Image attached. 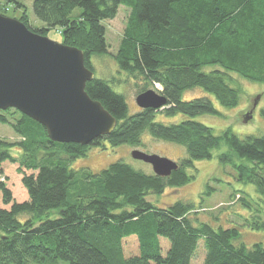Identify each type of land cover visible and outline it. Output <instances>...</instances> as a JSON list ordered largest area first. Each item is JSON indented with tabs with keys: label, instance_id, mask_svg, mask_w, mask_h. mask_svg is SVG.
<instances>
[{
	"label": "trees",
	"instance_id": "trees-1",
	"mask_svg": "<svg viewBox=\"0 0 264 264\" xmlns=\"http://www.w3.org/2000/svg\"><path fill=\"white\" fill-rule=\"evenodd\" d=\"M121 6L129 13L114 55L117 67L127 82L133 80L138 94L162 85L168 103L163 110L140 108L131 114L125 96L111 85L116 78L95 77L86 91L117 125L85 146L52 141L31 117L16 108L0 109V124L19 137L14 142L0 137V175L5 162L16 163L29 195L17 202L0 179V201L9 205H0V264L29 259L40 264H191L200 241L204 264H264V244L248 246L237 226L215 227L194 218L199 210L189 201L157 205L149 199L190 183L194 162L211 159L223 145L228 151L219 154L220 162L232 165L239 181L256 185L264 196V135L240 137L230 128L216 134L196 119L220 114L213 101L183 99L184 92L202 88L223 106L237 107L242 89L233 74L264 82V0H35L34 14L45 26H34L26 13L19 19L44 36L60 28L62 43L83 50L86 66L95 72L92 57L110 51L105 21L116 18ZM157 113L186 118L166 123L156 120ZM146 131L186 148L188 157L171 175L146 174L124 161L99 173L70 167L105 142L142 146ZM236 199L251 211L245 225L264 229V206L255 207L247 193ZM130 237H136L139 252L127 256L124 242ZM162 238L170 242L165 254Z\"/></svg>",
	"mask_w": 264,
	"mask_h": 264
},
{
	"label": "rangeland",
	"instance_id": "rangeland-1",
	"mask_svg": "<svg viewBox=\"0 0 264 264\" xmlns=\"http://www.w3.org/2000/svg\"><path fill=\"white\" fill-rule=\"evenodd\" d=\"M16 1L22 3L24 7H17ZM34 1L0 0V8H2V14L18 19L22 13H26L34 26H45V23L37 19L34 14ZM77 11L79 12L81 10L78 9ZM128 13V8L121 6L116 18L105 21L110 51L103 56H93L92 62L95 68V77L104 78L110 80V82L113 78H116L115 83H111L113 89L125 96L130 113L135 114L140 110L136 102L138 88L133 84V80L128 82L125 80L127 74L119 71L114 58L127 23ZM48 37L62 43L63 36L61 29L53 28L50 30ZM233 75L242 89L239 106L237 107L228 108L223 106L215 95L202 88H195L184 92L183 99L191 100L197 97H208L213 101L220 114L200 115L196 119L211 127L216 134H221L224 130L230 128L240 137L250 135L263 136L264 82L252 81L239 76V74ZM118 79H121V81H118ZM151 88L157 92L163 91L162 85L159 88ZM183 118H186V116L178 115L176 117H167L163 113H157L156 115V120L166 123L180 121ZM0 137L11 142L19 140L14 130L5 124H0ZM142 143V146L134 147L127 143L112 146L108 142H105L103 147H91L87 156L73 160L70 167L75 170L86 168L92 173H99L114 162L124 161L137 170L143 171L146 174H153V167L150 163L133 158L132 151L134 149H139L148 154L164 156L178 163L188 157L184 146L176 142L156 139L147 131L142 136ZM226 151H228V148L226 145H223L220 149L214 151L211 159L195 161L196 170H188L195 175V179L190 183L179 188H167L163 195H152L149 196V199L157 205H166L178 200L192 202L197 206V210H199L192 215L194 218L207 221L215 227L237 226L242 233V241L245 244L248 246H252L256 242H262L264 244V229L252 230L245 225V218H250L251 211L242 207L239 200L237 201L236 199L239 195L245 196V193H247L251 201L255 202V207L257 205L263 207L264 205L261 201H264V196L258 193L256 185L239 181L237 172L232 165H224L220 162L219 154ZM17 153V150L14 149L13 154L17 155ZM17 167L16 163L10 161L5 162L2 165L0 179L6 181L17 202H24L29 199V195L22 182L23 176L19 173ZM208 185H210L211 189L208 188ZM233 194H237V196L233 198ZM0 205L4 207L9 206L4 205L1 201ZM162 242L165 254L170 246V242L166 238H162ZM124 248L127 256L137 254L139 248L136 237L126 239ZM205 255L206 249L204 242L200 241L198 251L192 259L191 264H204ZM26 264L40 263L34 259H29ZM58 264L69 263L59 261Z\"/></svg>",
	"mask_w": 264,
	"mask_h": 264
},
{
	"label": "water",
	"instance_id": "water-1",
	"mask_svg": "<svg viewBox=\"0 0 264 264\" xmlns=\"http://www.w3.org/2000/svg\"><path fill=\"white\" fill-rule=\"evenodd\" d=\"M95 72L83 50L50 39L18 18L0 12V109L16 108L42 124L52 141L89 145L109 135L117 119L86 91ZM140 108L161 109L168 100L155 89L136 97ZM135 159L150 163L159 176H169L179 163L139 149Z\"/></svg>",
	"mask_w": 264,
	"mask_h": 264
},
{
	"label": "built area",
	"instance_id": "built-area-1",
	"mask_svg": "<svg viewBox=\"0 0 264 264\" xmlns=\"http://www.w3.org/2000/svg\"><path fill=\"white\" fill-rule=\"evenodd\" d=\"M159 86H161V85L157 83V84H156V87L159 88Z\"/></svg>",
	"mask_w": 264,
	"mask_h": 264
}]
</instances>
